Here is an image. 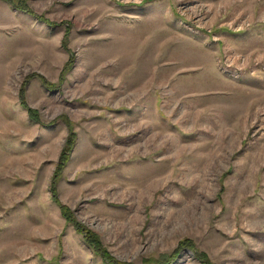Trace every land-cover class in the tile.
Returning <instances> with one entry per match:
<instances>
[{"label":"rangeland","instance_id":"rangeland-1","mask_svg":"<svg viewBox=\"0 0 264 264\" xmlns=\"http://www.w3.org/2000/svg\"><path fill=\"white\" fill-rule=\"evenodd\" d=\"M24 2L44 21L0 0V264H107L52 199L71 133L59 200L116 261L264 264V0Z\"/></svg>","mask_w":264,"mask_h":264},{"label":"trees","instance_id":"trees-1","mask_svg":"<svg viewBox=\"0 0 264 264\" xmlns=\"http://www.w3.org/2000/svg\"><path fill=\"white\" fill-rule=\"evenodd\" d=\"M10 5H12L14 8H16L19 11L26 12L34 17H36L38 20L44 21V19L41 16H37L33 10L29 8L26 2L24 0L16 1V0H7ZM47 22V21H46ZM64 45L67 46V41L64 42ZM73 55L70 57V61L66 64L63 73H65L70 67L73 65ZM41 77V76H40ZM42 81L47 86H52L49 82L46 81L45 78L41 77ZM30 80V78L28 79ZM22 105L25 107L29 118L32 121L40 123V116L39 112L35 109L29 108L27 103L24 100V92H22ZM68 123V121L66 120ZM76 143V135L75 133H71L62 149V152L59 157V162L57 164L55 173L52 177L51 181V187L50 190L52 192V199L54 203L60 208V211L63 215V217L66 219L67 223L69 225H72L74 229L84 235L86 242L90 247H92L94 250H96L100 255L103 257V259L107 262V264H135V263H127V262H119L116 261L104 248L101 239L97 234H95L92 231H89L87 228H85L73 215L71 209H69L66 205H64L58 197V182L60 181L63 171L68 164V161L70 160L71 152L74 148V145ZM183 249H191L195 252L197 258L201 260L203 264H212L209 257L204 252H199L196 250V246L190 239H182L178 245V247L171 253V254H162L158 258H151L146 261L147 264H173L175 262V259L178 257L179 253Z\"/></svg>","mask_w":264,"mask_h":264}]
</instances>
